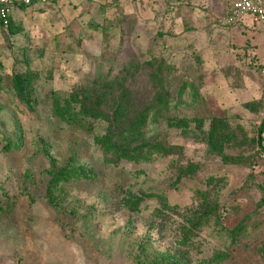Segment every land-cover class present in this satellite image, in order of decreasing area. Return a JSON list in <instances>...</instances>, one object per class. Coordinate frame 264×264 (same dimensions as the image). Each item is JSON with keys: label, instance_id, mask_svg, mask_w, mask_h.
Returning <instances> with one entry per match:
<instances>
[{"label": "rangeland", "instance_id": "rangeland-1", "mask_svg": "<svg viewBox=\"0 0 264 264\" xmlns=\"http://www.w3.org/2000/svg\"><path fill=\"white\" fill-rule=\"evenodd\" d=\"M233 1L13 7L15 32L0 27V264H264V161L251 140L264 118V26H228ZM26 72L30 102L16 88ZM89 89L110 95L107 114L126 89L132 111L172 98L141 137L118 144L176 151L117 159L95 140L108 121L72 126L54 114V97ZM214 117L227 118L223 136L237 144L216 143ZM79 166L95 176L63 183L52 206L53 172ZM201 192L219 209L196 230Z\"/></svg>", "mask_w": 264, "mask_h": 264}, {"label": "trees", "instance_id": "trees-1", "mask_svg": "<svg viewBox=\"0 0 264 264\" xmlns=\"http://www.w3.org/2000/svg\"><path fill=\"white\" fill-rule=\"evenodd\" d=\"M235 1V0H234ZM233 1V2H234ZM233 4V3H232ZM231 9V8H230ZM8 29L11 32H15V27L12 22V18L8 24ZM2 63L0 61V69L2 68ZM1 81V77H0ZM33 78L30 72L21 74L16 81V88L18 95L30 102L34 96L33 89ZM183 88V87H182ZM180 89L181 91L183 89ZM192 88L194 85L192 84ZM185 90V89H184ZM124 90L123 93H120L117 97L113 98V113L107 114L102 110L109 100V94L104 92H96L92 89L73 92L69 95V98L61 100L58 97H54V114L65 121L67 124L72 126L81 125L84 126L82 119L83 118H97L104 119L108 121L109 127L106 134L101 137H96V142L103 145L107 151H113L117 159L125 158L128 160H148L152 157V154H169L176 151V147H166L164 144L155 143L151 148L142 153L139 151L126 150L121 145L118 144V141L128 139L129 136H132V139H136L142 136L143 129L146 127V124L151 115H158L168 103L172 102V98L167 95L160 94L158 97H155L150 104L141 108L140 110L136 109L132 111L130 94ZM196 91V90H194ZM227 125V118L225 117H214L210 124L209 132L214 136L216 143L220 146H233L237 144V139L235 137H224L223 128ZM234 130L230 129V133H233ZM237 132L240 133V136L243 137V140L247 138V134L244 129L238 128ZM264 118L262 119L261 125L258 128L257 136L253 137L251 140L257 144L261 149L258 152V156L261 152H264ZM239 162H244L243 159H240ZM257 162L254 163V165ZM53 171V170H52ZM95 172H89L83 166L72 167V168H61L56 172H53V177L51 178L48 188L47 195L50 204L54 207L60 206V201L66 195L65 189L62 187V184L70 180L82 179L86 177L95 176ZM213 178L209 179V182H213ZM61 186V187H60ZM205 208L200 217L196 218L192 224V228L196 230L202 225L203 219H206L209 216L217 215L219 205L218 203H211L209 201L208 194L206 192H201ZM3 208L0 206V210ZM238 232L242 231V227H238ZM236 234V233H235ZM175 262V261H174ZM180 264V263H173Z\"/></svg>", "mask_w": 264, "mask_h": 264}, {"label": "built area", "instance_id": "built-area-1", "mask_svg": "<svg viewBox=\"0 0 264 264\" xmlns=\"http://www.w3.org/2000/svg\"><path fill=\"white\" fill-rule=\"evenodd\" d=\"M52 1L55 0H0V27L8 26L15 6H31ZM246 17H249L254 25H264V0H235L225 21L228 26H232ZM262 75L264 76V67ZM258 158L264 161V152H261Z\"/></svg>", "mask_w": 264, "mask_h": 264}, {"label": "crops", "instance_id": "crops-1", "mask_svg": "<svg viewBox=\"0 0 264 264\" xmlns=\"http://www.w3.org/2000/svg\"><path fill=\"white\" fill-rule=\"evenodd\" d=\"M249 23V25L252 23L251 22V19L249 17H246L244 18L243 20H241L239 23L235 24L234 26H231V27H235V26H238L239 28H244V26H247V24ZM254 25V24H252ZM264 25H255V28L256 30H261V28L263 27Z\"/></svg>", "mask_w": 264, "mask_h": 264}]
</instances>
